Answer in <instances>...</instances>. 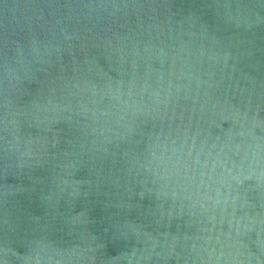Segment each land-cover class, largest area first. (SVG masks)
Segmentation results:
<instances>
[{"label": "water", "instance_id": "95a60500", "mask_svg": "<svg viewBox=\"0 0 264 264\" xmlns=\"http://www.w3.org/2000/svg\"><path fill=\"white\" fill-rule=\"evenodd\" d=\"M0 264H264V0H0Z\"/></svg>", "mask_w": 264, "mask_h": 264}]
</instances>
